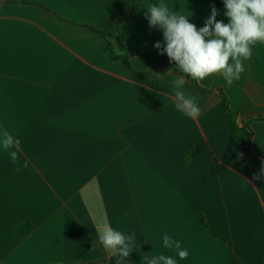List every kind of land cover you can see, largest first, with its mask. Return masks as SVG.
<instances>
[{
  "label": "crops",
  "instance_id": "0c3cea01",
  "mask_svg": "<svg viewBox=\"0 0 264 264\" xmlns=\"http://www.w3.org/2000/svg\"><path fill=\"white\" fill-rule=\"evenodd\" d=\"M128 1L0 0V264L119 259L95 243L100 223L135 232L126 263L164 254L177 264H264V179L252 181L260 163L233 141L220 91L205 93L186 77L183 91L201 108L190 119L173 95L104 56L106 41L91 27L129 16ZM152 4L192 14L197 28L215 6L216 19L228 23L222 0H143L136 18L115 31L159 68L175 65L154 47L163 32L146 19ZM250 49L231 86L219 73L198 83L220 86L240 124L264 116V41ZM131 65L173 91L179 74L159 75L139 56ZM252 128L264 160V121ZM8 136L20 141L18 149L5 151ZM10 151L18 152L16 164ZM197 213L208 233L194 223ZM21 223L34 230L19 239ZM165 234L188 250L186 259L163 246Z\"/></svg>",
  "mask_w": 264,
  "mask_h": 264
},
{
  "label": "clouds",
  "instance_id": "9594fccd",
  "mask_svg": "<svg viewBox=\"0 0 264 264\" xmlns=\"http://www.w3.org/2000/svg\"><path fill=\"white\" fill-rule=\"evenodd\" d=\"M224 15L228 23L217 20L218 10L213 6L211 15L201 28L191 22L192 15L175 13L166 5L152 4L146 16L150 27L163 32V43L155 42L159 55L166 54L169 62L174 63L181 75L174 77L173 92L175 107L183 115L195 119L200 115L196 97L183 91L187 78L196 82L203 81L214 73L223 76L228 86L239 80L245 72L244 61L251 58V49L255 41H264V0H222ZM231 59V63L229 60ZM170 70V69H169ZM4 149L19 148L20 141L8 136L4 140ZM13 164L18 161V152L10 151ZM242 155V154H241ZM27 162L24 167H27ZM20 169L17 168L16 171ZM264 179V160L261 168L252 176V181ZM250 183V181H248ZM98 241L108 251L109 256L118 255L116 264H123L133 251L136 241L135 232L131 236L113 229L107 223L97 225ZM165 248H174L181 260L189 256L188 250L181 248V243L165 234L162 237ZM93 244V246L95 245ZM147 264H177L174 257L160 254L143 258Z\"/></svg>",
  "mask_w": 264,
  "mask_h": 264
},
{
  "label": "trees",
  "instance_id": "16d2710c",
  "mask_svg": "<svg viewBox=\"0 0 264 264\" xmlns=\"http://www.w3.org/2000/svg\"><path fill=\"white\" fill-rule=\"evenodd\" d=\"M143 0H129L128 6L130 9V14L127 17L119 18V17H111L107 20L106 25L102 29L92 28L91 29L99 34L102 39L106 41V46L103 50L104 56L111 62H120L124 65V67L134 74L138 79L143 81L149 87L156 91H160L169 95L174 96V92L170 90L167 86H165L161 81L158 80H150L144 74L138 73L135 71L131 65V59L135 56H139L147 61L149 68L156 72L159 75H164L169 71H172L176 74L181 75L175 66L164 63L161 68L157 66L155 61L151 56L146 53H143L137 49L131 48L130 46L124 44L117 32L115 31V25L118 23H128L136 18L137 9L141 6ZM57 15V14H56ZM61 20H64L59 15H57ZM66 21V20H64ZM170 69V70H169ZM190 79V78H188ZM191 80V79H190ZM201 91L205 93H211L213 88H217L224 101V107L229 114L231 128H232V138L235 144L241 149L245 156L250 158H255L259 161L261 167V161L263 160V151L253 148L252 146V138H253V128L252 125L257 121H264V116H254L250 117L242 122V124L238 121V112L235 111L229 102V99L224 92V90L217 85H214L211 89H206L201 87L198 82L191 80ZM192 151V147H189L185 150L183 154L184 162H188L189 154ZM194 223L200 228L201 231L208 233L209 226L206 220V217L203 213H197L193 217ZM34 230V225L31 223H21L17 225L14 229V234L17 238L22 239L29 236ZM117 258H112L109 260V264H116ZM72 264V263H69ZM123 264H147L146 261L141 260L135 263H126L123 261Z\"/></svg>",
  "mask_w": 264,
  "mask_h": 264
},
{
  "label": "water",
  "instance_id": "95a60500",
  "mask_svg": "<svg viewBox=\"0 0 264 264\" xmlns=\"http://www.w3.org/2000/svg\"><path fill=\"white\" fill-rule=\"evenodd\" d=\"M76 264H85V263H76ZM91 264H109V262L108 261H101V262L91 263Z\"/></svg>",
  "mask_w": 264,
  "mask_h": 264
}]
</instances>
